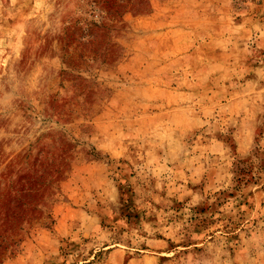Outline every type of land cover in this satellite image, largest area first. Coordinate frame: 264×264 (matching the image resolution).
<instances>
[{"label": "rangeland", "instance_id": "1", "mask_svg": "<svg viewBox=\"0 0 264 264\" xmlns=\"http://www.w3.org/2000/svg\"><path fill=\"white\" fill-rule=\"evenodd\" d=\"M0 264H264V0H0Z\"/></svg>", "mask_w": 264, "mask_h": 264}]
</instances>
